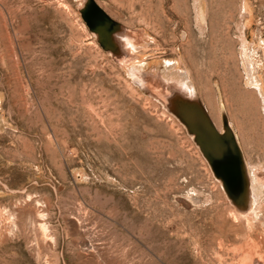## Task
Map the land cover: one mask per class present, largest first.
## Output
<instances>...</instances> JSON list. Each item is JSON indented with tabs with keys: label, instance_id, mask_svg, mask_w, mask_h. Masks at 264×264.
Segmentation results:
<instances>
[{
	"label": "rangeland",
	"instance_id": "1",
	"mask_svg": "<svg viewBox=\"0 0 264 264\" xmlns=\"http://www.w3.org/2000/svg\"><path fill=\"white\" fill-rule=\"evenodd\" d=\"M94 1L128 53L85 0H0V264H264V0ZM172 78L233 129L246 215L143 90L176 96Z\"/></svg>",
	"mask_w": 264,
	"mask_h": 264
},
{
	"label": "water",
	"instance_id": "2",
	"mask_svg": "<svg viewBox=\"0 0 264 264\" xmlns=\"http://www.w3.org/2000/svg\"><path fill=\"white\" fill-rule=\"evenodd\" d=\"M79 11L87 28L96 35L99 45L104 50L112 52L114 56L119 55L118 47L113 39L114 33L122 28L94 0H85ZM144 89L147 94L158 98L168 112L172 113L184 126L187 134L192 136L194 144L207 162L212 174L222 181V189L227 198L238 201L245 196L247 183L243 168L244 158L236 135L224 115H222L223 126L220 132L200 101H184L177 95L165 98L161 94L162 88L156 93L151 90L152 94L147 87ZM162 99H165L163 100L165 104Z\"/></svg>",
	"mask_w": 264,
	"mask_h": 264
},
{
	"label": "bare ground",
	"instance_id": "3",
	"mask_svg": "<svg viewBox=\"0 0 264 264\" xmlns=\"http://www.w3.org/2000/svg\"><path fill=\"white\" fill-rule=\"evenodd\" d=\"M198 1H200V0H196V4L199 3ZM197 13H198V19L200 21H203V19H204L203 5L200 7H197ZM125 40H127L130 43L135 42V40H133L131 38V36L126 34L122 29L120 31H117L114 33L113 42L118 46L117 49L119 50L118 51L119 53H124V52L128 53V50H127L128 45H126L128 43H126ZM174 74H176V73H174ZM249 74L251 75V82L257 85L252 69L250 70ZM181 81H182L181 83H183L184 85H180L181 83L176 85L178 83V80H176L175 78H172V83L169 85V86H171L172 91L175 92L176 95L184 101L193 102V101L197 100L195 94L193 93L192 86L190 85V82H188V78H187V80L181 78ZM161 94L164 95L162 91H161ZM243 161H244L243 168H244L245 182L247 183L246 194H245V196L239 198L238 201L232 200V202L236 205V207L239 211V214L246 215L248 210L250 209V206H251L250 202L253 200H256L257 197L255 195V186L252 184L251 175L248 173V170H247L246 161L245 160H243ZM218 179L220 180V178H218ZM220 182L222 183L221 180H220ZM239 214L237 215L234 212V214H232L233 215L232 218L233 219L239 218L241 216Z\"/></svg>",
	"mask_w": 264,
	"mask_h": 264
}]
</instances>
